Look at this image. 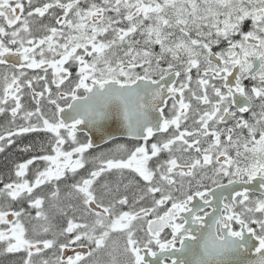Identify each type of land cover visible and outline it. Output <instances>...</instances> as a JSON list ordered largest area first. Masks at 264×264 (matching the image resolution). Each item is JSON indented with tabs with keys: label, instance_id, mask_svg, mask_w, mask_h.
I'll return each instance as SVG.
<instances>
[{
	"label": "snow or ice",
	"instance_id": "snow-or-ice-1",
	"mask_svg": "<svg viewBox=\"0 0 264 264\" xmlns=\"http://www.w3.org/2000/svg\"><path fill=\"white\" fill-rule=\"evenodd\" d=\"M0 155V264H264V0H0Z\"/></svg>",
	"mask_w": 264,
	"mask_h": 264
},
{
	"label": "flooded vegetation",
	"instance_id": "flooded-vegetation-1",
	"mask_svg": "<svg viewBox=\"0 0 264 264\" xmlns=\"http://www.w3.org/2000/svg\"><path fill=\"white\" fill-rule=\"evenodd\" d=\"M2 159H3V157H2V155H0V161H2Z\"/></svg>",
	"mask_w": 264,
	"mask_h": 264
}]
</instances>
